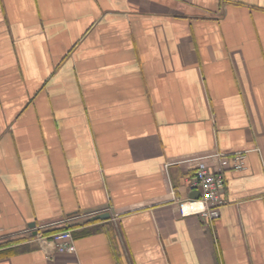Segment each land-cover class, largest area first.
<instances>
[{
  "label": "crops",
  "instance_id": "1",
  "mask_svg": "<svg viewBox=\"0 0 264 264\" xmlns=\"http://www.w3.org/2000/svg\"><path fill=\"white\" fill-rule=\"evenodd\" d=\"M0 264H264V0H0Z\"/></svg>",
  "mask_w": 264,
  "mask_h": 264
},
{
  "label": "built area",
  "instance_id": "2",
  "mask_svg": "<svg viewBox=\"0 0 264 264\" xmlns=\"http://www.w3.org/2000/svg\"><path fill=\"white\" fill-rule=\"evenodd\" d=\"M245 155L236 153L227 155L219 151L194 158L195 171L190 175L189 189H199V197L178 200L181 215L200 214L205 223L213 224L220 217L221 206L226 199V176L229 168L241 170L245 168ZM54 246L60 251L76 249L73 231L70 228L55 231L51 234Z\"/></svg>",
  "mask_w": 264,
  "mask_h": 264
},
{
  "label": "water",
  "instance_id": "3",
  "mask_svg": "<svg viewBox=\"0 0 264 264\" xmlns=\"http://www.w3.org/2000/svg\"><path fill=\"white\" fill-rule=\"evenodd\" d=\"M199 195H200L199 189H195L191 193V197H199ZM110 216H111V212L106 211V212H102V213H99V214L91 215V216L87 217V219L84 220V221L86 222V221H89V220H92V219H99V218H101V219H107Z\"/></svg>",
  "mask_w": 264,
  "mask_h": 264
},
{
  "label": "rangeland",
  "instance_id": "4",
  "mask_svg": "<svg viewBox=\"0 0 264 264\" xmlns=\"http://www.w3.org/2000/svg\"><path fill=\"white\" fill-rule=\"evenodd\" d=\"M64 229V228H63ZM63 229H59V230H63ZM59 230H57V231H59ZM53 232H55V231H53ZM53 232H51V233H53Z\"/></svg>",
  "mask_w": 264,
  "mask_h": 264
}]
</instances>
